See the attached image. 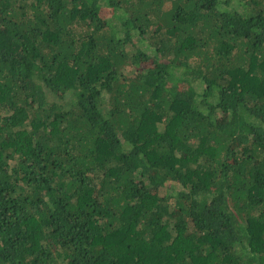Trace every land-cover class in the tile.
Here are the masks:
<instances>
[{
    "label": "trees",
    "instance_id": "trees-1",
    "mask_svg": "<svg viewBox=\"0 0 264 264\" xmlns=\"http://www.w3.org/2000/svg\"><path fill=\"white\" fill-rule=\"evenodd\" d=\"M0 264H264V0H0Z\"/></svg>",
    "mask_w": 264,
    "mask_h": 264
}]
</instances>
